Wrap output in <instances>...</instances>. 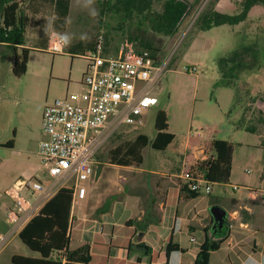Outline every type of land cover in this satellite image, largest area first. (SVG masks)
<instances>
[{"label":"rangeland","instance_id":"obj_1","mask_svg":"<svg viewBox=\"0 0 264 264\" xmlns=\"http://www.w3.org/2000/svg\"><path fill=\"white\" fill-rule=\"evenodd\" d=\"M18 1L24 16L33 14L38 18L30 23L28 20L24 44L30 49V56L24 76L13 74L14 53L0 52V234L12 223L8 210L14 207L17 182L41 180L46 184V171L39 155L43 111L56 100L85 104L88 90L83 79L88 61L84 57L92 55L90 46L96 44L100 36L104 37L107 55L118 53L123 44L130 50L140 51L141 40L151 42L159 49L157 54L160 63L166 65V71L154 92L159 104L144 113L142 124L122 126L106 134L96 155L95 178L84 183L86 188L99 176L103 167L100 165L120 164L118 161L139 135L154 139L160 111L167 113L168 132L174 134L175 140L165 151L153 150L150 146L142 150L143 168L156 172L143 174L145 187L139 188L130 181L123 186L126 190L116 194L112 186L102 180L94 199H75L71 249L89 245L93 264H138V256L145 261L146 254L150 253L137 247L140 234H145L143 243L154 250V257L158 258L176 229V240L192 250L191 257L199 249L203 234L200 229L191 233L187 225L208 219L213 204L225 210L233 200L263 204L264 130L261 136L236 126L243 112V107L236 105L237 93L242 102L264 111L263 6L252 8L247 20L239 25L202 31L196 22L208 7L215 6L221 13L235 15L240 12L241 0H188L194 5L191 13L178 34L167 37L152 32L146 26L144 15L129 17L113 10L109 0H93L91 4L89 0H71L70 15L65 23L60 19L55 0ZM153 1V8L160 11L166 0ZM93 10L96 15H92ZM53 34L64 38V54L47 52ZM248 46L260 52L256 64L252 63L251 69L239 74L237 89L224 85L219 60ZM17 54L21 58V48ZM215 140L233 145L229 183L214 184L209 195L202 193L197 198L180 201L176 185L182 186L187 181L172 176L190 171V167L209 157L211 152H205L204 146ZM189 142L192 150L188 149ZM131 164L138 165L136 161ZM170 180L173 184L166 186ZM155 183L166 188L164 211L160 209ZM20 194L30 204H36L34 199L38 194L27 189ZM43 202L29 215L36 213ZM131 220L134 227L127 225ZM256 238L260 243L257 258L264 260V233H257ZM245 252L248 251L240 252L224 244L214 253L212 264H241ZM13 255L38 256L18 236L0 251V264H12Z\"/></svg>","mask_w":264,"mask_h":264},{"label":"trees","instance_id":"obj_2","mask_svg":"<svg viewBox=\"0 0 264 264\" xmlns=\"http://www.w3.org/2000/svg\"><path fill=\"white\" fill-rule=\"evenodd\" d=\"M199 2V0H198ZM56 9L63 23L70 15L71 0H55ZM115 11L131 17L134 14L144 15L146 26L154 33L172 37L178 34L185 18L191 13L194 5L188 0H166L160 11L155 10L153 0H109ZM240 12L228 15L218 11L215 6L208 7L198 18L196 24L199 30H209L214 27L230 25L235 26L245 22L252 8L263 6L264 0H241ZM0 17L4 19L5 26L11 27L6 41L12 46L24 45L26 21L21 11L18 0H0ZM130 40H137V38ZM132 41V42H133ZM95 43L90 49L95 47ZM139 50H150L158 53L151 42L140 41ZM78 48V47H76ZM75 48V49H76ZM21 58L17 57L13 67V74L22 77L27 73L30 49L22 48ZM260 52L253 47H243L230 56L219 60L221 82L237 89L238 76L242 71L252 68V63L259 59ZM250 57L253 59L251 60ZM236 105L243 107L242 117L236 123L238 128L247 132L260 134L264 130V111H258L242 102L237 93ZM250 113V117L247 115ZM157 134L150 140L146 135H139L135 143L128 148L121 160V165H132V161L142 165V150L150 146L153 150L165 151L175 140L174 134L168 132V116L165 111H160L156 118ZM11 145V144H9ZM264 139H262V146ZM193 146L189 142L188 149ZM205 152H211L209 157H204L200 163L190 167L189 174L202 175L210 183L228 184L232 173L233 145L225 140H215L204 146ZM186 172V171H185ZM181 193L188 198H197L200 194L190 191L188 184L181 186ZM73 210V191L61 189L53 195L40 209V211L26 224L18 234L19 239L30 250L37 253L36 257L14 255L12 264H93L89 245L71 249V223ZM133 221H129L128 225ZM211 230V227H210ZM213 231V230H212ZM230 229L225 228L222 232L214 233V237H207L200 246L195 258V264H210L213 252L219 251L229 237ZM166 256L169 259L173 252H185L171 237L166 246ZM168 263V262H167Z\"/></svg>","mask_w":264,"mask_h":264},{"label":"built area","instance_id":"obj_3","mask_svg":"<svg viewBox=\"0 0 264 264\" xmlns=\"http://www.w3.org/2000/svg\"><path fill=\"white\" fill-rule=\"evenodd\" d=\"M11 30L0 17V45H11L6 41ZM64 49V38L53 34L47 52L60 55L65 53ZM91 53L84 57L88 61L83 79L88 90L84 96L85 104L72 105L65 100H56L43 111L39 155L47 181L46 184L41 180L17 182L14 207L8 210L12 227L7 233L0 234V251L18 236L29 214L38 206V202L30 204L21 192L25 189L33 191L41 195V201H46L61 189H71L74 208L75 199H85L87 195L84 183L94 177L96 155L106 134L122 126L142 124L144 113L159 104L154 92L161 83L166 65L160 63L157 53L133 51L123 44L118 53L107 55L103 36L98 37ZM182 179L196 194L212 192L213 184L202 175L194 176L187 171ZM234 189L238 190V187L234 186ZM262 195L264 204V191Z\"/></svg>","mask_w":264,"mask_h":264},{"label":"crops","instance_id":"obj_4","mask_svg":"<svg viewBox=\"0 0 264 264\" xmlns=\"http://www.w3.org/2000/svg\"><path fill=\"white\" fill-rule=\"evenodd\" d=\"M23 17L26 21V32H25V36H26L27 31H28V20H29V23L33 19L37 21L38 16L31 14L27 17L23 15ZM24 47H25V44L24 45H18V46L0 45V52H5L7 54L13 52L15 55V62H16V59L18 57L17 50L20 48L22 49ZM25 48H27V47H25ZM73 49L74 48H72L71 51ZM41 129H42V127H41ZM143 161H144V159H143ZM100 166H103V167L101 168L99 176L94 180V182L92 183V186H90L87 189V195H86L85 199L89 198L92 200L96 197V192H97L98 186H100L102 180H105L107 182V184L111 185L112 188L114 189V192L117 194V193H120V192L126 190V189H124L125 187H123V186H124V184H128V182H130V181L136 183L139 188L145 187L146 183L144 181L145 178H144L143 174L144 173H152V174L156 173L153 170H146L145 168H143V165L137 166V165L110 164V165H100ZM96 167H97V165H95V170H96ZM183 173L184 172L182 171V172H180L179 175H173L172 177L180 180V179H182ZM173 182L174 181L170 180L165 185L167 186L168 184H173ZM165 185L155 183L156 191L158 193L159 199L161 200L160 201V209H162L163 211L166 209V206H167V197H166V194L164 193V191L166 189ZM176 186L179 187V190H180V193H179L180 201L188 199L186 194L181 193L180 183L179 184L177 183ZM34 200L36 202H38V204H39L40 201L42 200L41 195L36 196V198ZM47 201L48 200L44 201L37 208L36 213H34L33 215H31L29 217V219L24 224V226L21 228V230L40 211V209L44 206V204ZM215 205L216 204H213V206H215ZM10 209H12V208H10ZM226 211L229 214L228 227L230 229V232H229L230 234H229V237L224 244H227L229 246V248L238 249L240 252L242 250L248 251V252H245L246 256L242 260V262L240 261L241 264H245L246 261L248 262V264H264V260L257 258L258 251L260 250V243H259L258 239L256 238L257 233H260V232L264 233V204H255V203L247 204V203H244L240 200H233L231 202V204L228 206V209ZM177 214H178V212H177ZM72 215H73V210H72ZM177 219L181 220V218H177ZM190 221L192 222V220H190ZM128 223H129V221H128ZM128 223H127V225H128ZM252 224L254 227L253 229H252ZM131 225L132 226H129V225L128 226L129 227L135 226L134 221ZM11 227H12V223L8 228H6L4 233H7ZM187 227L191 233H196L198 231V229H200L201 233L203 234V241H202V243H200V246L203 244V242L205 241V239L207 237H214V234L212 231V224H211V214L208 217V219L203 218L197 225L188 224ZM210 227H211V230H210ZM175 230L176 229H174L173 235L171 237L173 238V241L175 243L179 244L180 247L185 252H173L171 254L170 258L168 259L166 256L165 250L162 249V252L158 255V258L154 257V250H153L152 253L146 254V260L145 261L141 258V256H138L137 257L138 264H152L155 262H160L162 264H195V258L199 252L200 246H199V249L197 251L193 252V256L190 257L192 250L190 248L184 247L180 241L176 240ZM20 231H19V233H20ZM143 235H145V234H143ZM191 240L195 241V238H191ZM147 247H149V246H147ZM214 253L215 252H213L211 255L210 264H212V259H213ZM241 254H243V253H241ZM12 257H11V260H12ZM231 264H233V263L231 262Z\"/></svg>","mask_w":264,"mask_h":264},{"label":"water","instance_id":"obj_5","mask_svg":"<svg viewBox=\"0 0 264 264\" xmlns=\"http://www.w3.org/2000/svg\"><path fill=\"white\" fill-rule=\"evenodd\" d=\"M211 214V224H212V230L214 233L222 232L225 228L228 227V212L219 207V206H213L210 209ZM143 234H140L138 237V245L137 247L139 249H144L146 251H149L150 253L153 252V250L149 249L145 243H143Z\"/></svg>","mask_w":264,"mask_h":264},{"label":"clouds","instance_id":"obj_6","mask_svg":"<svg viewBox=\"0 0 264 264\" xmlns=\"http://www.w3.org/2000/svg\"><path fill=\"white\" fill-rule=\"evenodd\" d=\"M92 2H93V0H89V3H90V4H91ZM92 15H96L95 10H93ZM65 39L67 40L68 38L65 37ZM250 259H251V258H250ZM245 264H248V262L246 261Z\"/></svg>","mask_w":264,"mask_h":264}]
</instances>
